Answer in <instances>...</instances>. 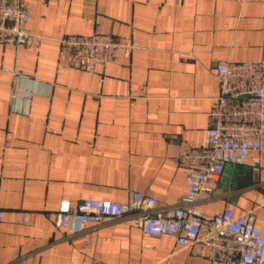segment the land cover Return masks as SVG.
Listing matches in <instances>:
<instances>
[{"label":"crops","instance_id":"0c3cea01","mask_svg":"<svg viewBox=\"0 0 264 264\" xmlns=\"http://www.w3.org/2000/svg\"><path fill=\"white\" fill-rule=\"evenodd\" d=\"M24 1L38 45L0 44V62L22 69L31 93L15 98L0 71V264H166L169 235H144L127 219L70 235L47 214L86 198L126 202L132 191L178 203L188 183L167 145H204L217 62L264 61V0ZM98 24L138 46L95 72L60 67L59 40ZM260 157L259 170L227 165L202 204L208 216L217 204L255 209L264 235ZM193 251L175 253L176 264H221Z\"/></svg>","mask_w":264,"mask_h":264},{"label":"built area","instance_id":"2783aa9c","mask_svg":"<svg viewBox=\"0 0 264 264\" xmlns=\"http://www.w3.org/2000/svg\"><path fill=\"white\" fill-rule=\"evenodd\" d=\"M29 5L24 0H0V44L19 48L36 47L39 37L28 29ZM59 66L95 72L101 65L118 62L119 53L130 55L137 41L102 31L98 24L90 34H66L60 40ZM0 71L13 79V96L29 97L21 87L25 73L0 62ZM219 93L209 112L204 145L183 147L169 143L167 152L174 166L182 169L188 188L180 201L160 207L153 195L132 191L126 202L86 198L77 205L52 211L47 218L70 235L83 232L89 224L106 225L127 219L144 235H169L173 253L166 264H176L175 253L192 247L194 255L221 264H264V235L255 209L236 213L233 206L217 204L208 216L202 204L209 201L228 164L259 170L264 150V61L215 64ZM4 219L0 194V222ZM18 223H30L29 211H22Z\"/></svg>","mask_w":264,"mask_h":264},{"label":"water","instance_id":"95a60500","mask_svg":"<svg viewBox=\"0 0 264 264\" xmlns=\"http://www.w3.org/2000/svg\"><path fill=\"white\" fill-rule=\"evenodd\" d=\"M242 166H244V165H242Z\"/></svg>","mask_w":264,"mask_h":264}]
</instances>
